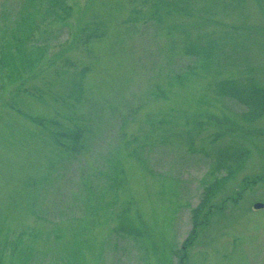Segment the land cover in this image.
<instances>
[{"label": "rangeland", "instance_id": "rangeland-1", "mask_svg": "<svg viewBox=\"0 0 264 264\" xmlns=\"http://www.w3.org/2000/svg\"><path fill=\"white\" fill-rule=\"evenodd\" d=\"M52 1L0 0V264H264V0Z\"/></svg>", "mask_w": 264, "mask_h": 264}, {"label": "trees", "instance_id": "trees-1", "mask_svg": "<svg viewBox=\"0 0 264 264\" xmlns=\"http://www.w3.org/2000/svg\"><path fill=\"white\" fill-rule=\"evenodd\" d=\"M171 2V1H170ZM60 5V1L59 0H53L52 3H51V6L49 7V11L51 10H54V6H58ZM31 6V3H27V6L26 8L23 10V18H28L30 17L31 15H34V9H31L30 8ZM29 10H33V11H30ZM22 20L21 23H22V30L25 32V24H23L26 20ZM28 24L29 22L26 21ZM30 25V24H29ZM22 40V38H21ZM230 95H232L234 98H238L239 99V95H237V93L233 92V94L231 93ZM264 113V110L258 114V115H261ZM211 190H210V186H208L206 188V191H205V195L203 196L202 198V201L197 205V207L194 209V220L196 221L198 219V215L202 212L203 209H205V207H208V202L211 200ZM229 199V198H228ZM208 216V215H207ZM72 218V220L70 221H77L79 223L82 224L83 221H87L88 220V214H85V215H82V216H78V215H69L67 216V219ZM41 218V216H40ZM42 219L44 220H49V221H53L54 223L50 224V226H56V227H59V229H61L60 231H63L64 232V228H63V224L66 222V221H60L61 219L59 220H50V218H44L42 217ZM63 219V218H62ZM68 219V220H69ZM74 223V222H73ZM196 225H197V222H196ZM195 226V224H194ZM120 231L122 232H125V233H128L129 235L133 236V237H140L141 235L143 236L144 232H143V228L137 224L132 223L131 220L129 219H126L125 217H122V220L120 221ZM77 232V230H76ZM197 230L195 227H193L191 233L189 234L188 238L186 239L185 241V244H188L190 242V240H194L195 239V236H196V233ZM33 237H40V234L37 233V232H34L32 233ZM60 234H56L55 236L56 237H59ZM13 252L16 254L15 258L17 260V262L19 264H30L31 260L35 257L33 254V246L31 244H25V245H22L20 246V244H15L13 245ZM180 257V261H179V264H186V259L188 257V254L187 253H184V251H180L177 253ZM1 264H4V262H1Z\"/></svg>", "mask_w": 264, "mask_h": 264}, {"label": "water", "instance_id": "water-1", "mask_svg": "<svg viewBox=\"0 0 264 264\" xmlns=\"http://www.w3.org/2000/svg\"><path fill=\"white\" fill-rule=\"evenodd\" d=\"M257 208H259V207H263L264 206V204L263 203H256V205H255Z\"/></svg>", "mask_w": 264, "mask_h": 264}]
</instances>
